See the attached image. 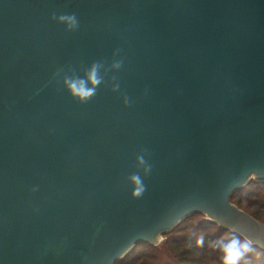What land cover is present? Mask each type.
<instances>
[{
	"label": "water",
	"instance_id": "1",
	"mask_svg": "<svg viewBox=\"0 0 264 264\" xmlns=\"http://www.w3.org/2000/svg\"><path fill=\"white\" fill-rule=\"evenodd\" d=\"M252 180L264 0H0V264H118L194 213L264 249Z\"/></svg>",
	"mask_w": 264,
	"mask_h": 264
},
{
	"label": "trees",
	"instance_id": "2",
	"mask_svg": "<svg viewBox=\"0 0 264 264\" xmlns=\"http://www.w3.org/2000/svg\"><path fill=\"white\" fill-rule=\"evenodd\" d=\"M231 203L264 224V182L250 181L233 193ZM200 214L187 217L158 246L137 244L118 264H222L221 253L211 243L221 240L226 243L233 235H240L202 219ZM201 236L203 246L197 244ZM241 264H264V249L252 245V251Z\"/></svg>",
	"mask_w": 264,
	"mask_h": 264
},
{
	"label": "clouds",
	"instance_id": "3",
	"mask_svg": "<svg viewBox=\"0 0 264 264\" xmlns=\"http://www.w3.org/2000/svg\"><path fill=\"white\" fill-rule=\"evenodd\" d=\"M60 21H68L70 29H74L77 26V20L75 14L72 15H62L59 17ZM122 64V61L114 64V67L119 68ZM100 65L94 63L87 74V81L91 83L92 87H86V81L82 79L75 78H66L64 80L65 85L67 86L70 94L78 99L80 103H87L96 95V87L101 83V77L98 76V69ZM115 90V89H113ZM138 160L141 164L144 163L142 157H138ZM132 182L135 185L133 196L139 197L144 191L142 186V181L139 176H133ZM197 244L203 246L204 238L201 236L197 240ZM211 246L218 248L220 255V260L222 264H241V261L245 259L247 254L252 251V241L245 237L241 239L240 236L233 235L227 242L214 241L211 243Z\"/></svg>",
	"mask_w": 264,
	"mask_h": 264
},
{
	"label": "rangeland",
	"instance_id": "4",
	"mask_svg": "<svg viewBox=\"0 0 264 264\" xmlns=\"http://www.w3.org/2000/svg\"><path fill=\"white\" fill-rule=\"evenodd\" d=\"M252 181H254V180H252ZM258 182H260V181H258ZM199 217H201L202 219H207V220H209L208 219V217L205 215V214H203V213H201L200 215H199ZM210 221V220H209ZM213 222V221H212ZM260 222V221H259ZM215 223V222H214ZM217 226H220V225H218L217 223H215ZM263 224V223H262ZM220 227H222V226H220ZM224 228V227H223ZM224 229H226V228H224ZM226 230H228V231H230L229 229H226ZM243 238V237H242ZM244 239V238H243ZM165 240V236L161 239V241L159 242V243H157V244H155L154 246H158V245H160L163 241ZM148 244H150V243H148ZM150 245H153V244H150ZM260 247V246H259ZM261 248V247H260ZM263 249V248H262Z\"/></svg>",
	"mask_w": 264,
	"mask_h": 264
}]
</instances>
